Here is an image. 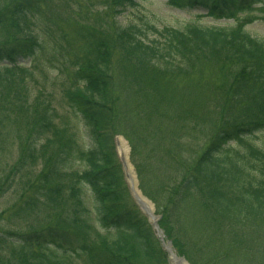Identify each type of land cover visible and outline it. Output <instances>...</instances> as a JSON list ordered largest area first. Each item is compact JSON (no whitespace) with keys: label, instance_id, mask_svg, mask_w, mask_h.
Returning <instances> with one entry per match:
<instances>
[{"label":"trees","instance_id":"trees-1","mask_svg":"<svg viewBox=\"0 0 264 264\" xmlns=\"http://www.w3.org/2000/svg\"><path fill=\"white\" fill-rule=\"evenodd\" d=\"M138 1L0 0V264H168L118 134L179 252L195 200L229 256L264 264V37L246 28L264 0H166L226 22L150 39L115 20Z\"/></svg>","mask_w":264,"mask_h":264},{"label":"rangeland","instance_id":"rangeland-1","mask_svg":"<svg viewBox=\"0 0 264 264\" xmlns=\"http://www.w3.org/2000/svg\"><path fill=\"white\" fill-rule=\"evenodd\" d=\"M139 4L133 8L128 7L126 10L118 13L115 16V20L120 22L122 25H126L127 23L131 22H138L143 23L144 21H149L153 24V27H149L148 34L149 39L155 38V36H158L156 28L161 29L164 26L170 25V26H178L183 24L184 22L188 20H195V21H202L205 24L208 25H216L220 22H226L225 20H214L213 18L209 16H205V11L203 10H193L191 13L180 10L177 8H174L166 2V0H139ZM105 3V0H94L92 3V6L94 9H99L103 7ZM82 13V12H81ZM83 15H89L93 18L94 14H85ZM247 30L250 31L252 34L264 37V22L257 20L249 25H247ZM7 36V33L2 32L0 33V38H4ZM12 36V33H11ZM200 62H197L195 65L197 66ZM200 66V64H199ZM205 93H202L200 91H196L193 93V95H187V96H181L177 98L178 100L183 101L184 103H188L190 101H195L198 103ZM122 137L124 141L127 144L128 148V159L133 167L134 175L136 177L138 187L141 190L142 194L149 199V197L143 192L141 186H140V178L138 174V170L135 166V164L132 161L131 154H132V148L131 144L128 141V139L122 135L118 134L116 137V154L117 157L120 159L121 163V157L120 152L118 149V143L117 138ZM259 138H257V142H259ZM127 184L129 187H131L130 182L125 175ZM150 187L153 186V181L148 183ZM131 195L133 199L135 200L133 193L130 189ZM151 199V198H150ZM149 199V200H150ZM153 202L152 200H150ZM136 202V200H135ZM137 203V202H136ZM155 204V203H154ZM153 204V205H154ZM5 203L4 200H0V209L4 207ZM139 209L142 211V213L145 215V217L148 219L151 226L154 228V220L139 206L137 203ZM205 210L199 205L198 202L195 200L193 202H188V204L185 206L181 218L182 223L184 225V231H183V237L182 239L186 240V248L187 252L181 253L178 251V249L174 246L172 240L167 238L164 229L160 226V218L161 215L156 212V206L154 210V215L157 217V224L158 227L163 231L164 234V241L167 242L168 240L171 241V245L174 249V252L177 254V256L183 257L187 264H231V258L237 261V264H240L241 262V255L238 252H234L233 255L229 256L228 250H227V244L228 241L225 239L223 233L220 229H216L215 225L210 221L208 215L204 212ZM178 231L182 232V229L176 228ZM157 236V235H156ZM158 240L160 241L163 249L166 251L167 256V262L168 264H171L170 262V255L168 251L164 248L163 242L159 236H157ZM190 256V257H189Z\"/></svg>","mask_w":264,"mask_h":264},{"label":"bare ground","instance_id":"bare-ground-1","mask_svg":"<svg viewBox=\"0 0 264 264\" xmlns=\"http://www.w3.org/2000/svg\"><path fill=\"white\" fill-rule=\"evenodd\" d=\"M118 149H119V152L121 154L120 156L122 157V160L125 162L128 180H129L130 185L133 189L134 195L136 196L137 200L141 203L142 207L148 213H152L153 206L149 202V200L142 194L141 190L138 187V183H137L136 177L134 175L133 167H132V165L128 159L127 144L122 137L118 138ZM175 264H177V263H175ZM184 264H187V263H184Z\"/></svg>","mask_w":264,"mask_h":264},{"label":"water","instance_id":"water-1","mask_svg":"<svg viewBox=\"0 0 264 264\" xmlns=\"http://www.w3.org/2000/svg\"><path fill=\"white\" fill-rule=\"evenodd\" d=\"M123 161V160H122ZM123 165H124V169H125V172H126V165H125V162L123 161ZM126 176L128 178V175H127V172H126ZM131 188V191L133 193V196L135 198V200L138 202V204L142 207L141 203L137 200L136 196L134 195V192H133V189L132 187ZM148 199V198H147ZM149 200V199H148ZM149 202L152 204L153 206V210H152V213H148L143 207V210H145V212L154 220V231L155 233L161 238L162 242H163V246L164 248L168 251L169 255H170V262L171 264H175V263H179V264H184V263H187L185 261V259L183 257H180V256H177V254L174 252V249L171 245V241L168 240L167 242L164 241V234H163V231L158 227V224H157V217L154 215V210H155V207H154V203L151 202L149 200Z\"/></svg>","mask_w":264,"mask_h":264}]
</instances>
